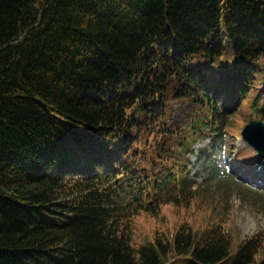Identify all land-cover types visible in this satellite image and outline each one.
Returning <instances> with one entry per match:
<instances>
[{
	"label": "trees",
	"instance_id": "16d2710c",
	"mask_svg": "<svg viewBox=\"0 0 264 264\" xmlns=\"http://www.w3.org/2000/svg\"><path fill=\"white\" fill-rule=\"evenodd\" d=\"M238 115L264 120V0H0V264H264V230L126 225L192 196L197 141L235 158Z\"/></svg>",
	"mask_w": 264,
	"mask_h": 264
},
{
	"label": "rangeland",
	"instance_id": "374dc122",
	"mask_svg": "<svg viewBox=\"0 0 264 264\" xmlns=\"http://www.w3.org/2000/svg\"><path fill=\"white\" fill-rule=\"evenodd\" d=\"M233 122L238 125L233 128L234 131L239 129L237 134L248 124L244 115H238ZM237 143L241 146L246 142L240 136ZM201 145L196 143V150L201 149ZM211 149L204 150L205 154L199 159H196L195 155L191 156V159L196 161L195 169L200 172H191V176L200 183L192 187L195 191L192 196L188 195L181 204H163L155 215L139 211L126 220L134 247L154 242L158 238L170 246L182 224L192 225L196 229L193 232L201 234L203 228L211 224L224 223L235 231L236 245L264 230V188H254L259 191H253L241 178V174H253L251 179L257 176L258 180L255 179V182H262L264 160L257 157L253 149L242 146L236 158H232L227 165L221 154H213ZM178 258L175 252L168 253V261ZM261 260L262 252L257 255L254 264H260Z\"/></svg>",
	"mask_w": 264,
	"mask_h": 264
},
{
	"label": "water",
	"instance_id": "95a60500",
	"mask_svg": "<svg viewBox=\"0 0 264 264\" xmlns=\"http://www.w3.org/2000/svg\"><path fill=\"white\" fill-rule=\"evenodd\" d=\"M242 134L261 155H264V122L262 120L255 119L248 123L244 127Z\"/></svg>",
	"mask_w": 264,
	"mask_h": 264
}]
</instances>
